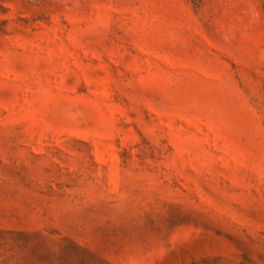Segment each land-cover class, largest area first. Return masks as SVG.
<instances>
[{
    "label": "rangeland",
    "instance_id": "1",
    "mask_svg": "<svg viewBox=\"0 0 264 264\" xmlns=\"http://www.w3.org/2000/svg\"><path fill=\"white\" fill-rule=\"evenodd\" d=\"M0 264H264V0H0Z\"/></svg>",
    "mask_w": 264,
    "mask_h": 264
}]
</instances>
